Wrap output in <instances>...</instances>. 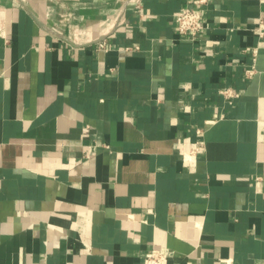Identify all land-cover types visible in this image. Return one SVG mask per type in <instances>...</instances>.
I'll use <instances>...</instances> for the list:
<instances>
[{
  "label": "crops",
  "instance_id": "crops-1",
  "mask_svg": "<svg viewBox=\"0 0 264 264\" xmlns=\"http://www.w3.org/2000/svg\"><path fill=\"white\" fill-rule=\"evenodd\" d=\"M260 18L264 0H0V264H264Z\"/></svg>",
  "mask_w": 264,
  "mask_h": 264
},
{
  "label": "built area",
  "instance_id": "built-area-1",
  "mask_svg": "<svg viewBox=\"0 0 264 264\" xmlns=\"http://www.w3.org/2000/svg\"><path fill=\"white\" fill-rule=\"evenodd\" d=\"M202 3H206L207 0H201ZM176 24L178 27V30L186 35L190 36L192 38L196 37L200 32H202L206 27V23L204 22L202 15L192 9V8H182L177 14H176ZM258 35L260 38H264V20L260 18L259 20V26L256 29ZM100 49L106 48V43L102 42L99 44ZM135 50H139V48H135ZM258 53L257 49L253 50L254 55V61L256 60V55ZM254 73V68H249L246 70V74L248 76H252ZM222 94L228 98L233 99L239 96V94L234 93L230 89H226L222 91ZM202 130L198 129L197 134H201ZM202 145H197L195 149L192 151V153H197L200 151ZM144 264H169V254L163 250L159 249H153L147 256H145Z\"/></svg>",
  "mask_w": 264,
  "mask_h": 264
}]
</instances>
